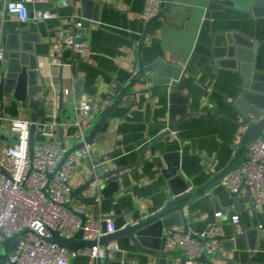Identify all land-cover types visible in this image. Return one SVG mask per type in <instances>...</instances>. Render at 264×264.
Here are the masks:
<instances>
[{
	"label": "crops",
	"instance_id": "1",
	"mask_svg": "<svg viewBox=\"0 0 264 264\" xmlns=\"http://www.w3.org/2000/svg\"><path fill=\"white\" fill-rule=\"evenodd\" d=\"M161 1L164 9L166 0ZM262 1L256 14L250 6L244 10L213 5L205 19V27L200 31L194 28L189 31L179 28L170 30L160 20L150 25L151 21L143 17L145 0H29L32 17L43 11H50L54 17L49 21L27 24H21L15 16L7 14L4 3L0 1L1 29L16 30L30 24L38 26L41 39L39 44H35L38 71L48 84L51 96L55 89L58 99L63 85L65 91L74 90L76 97L77 82H82L83 94L79 101L89 104L93 111V122L88 119L83 121L85 132L122 97L93 144L98 161L112 152L119 167L141 165L129 171L121 180V191L115 194L116 201L110 215L116 217L114 220L119 230L126 227L129 215L140 211L142 216H147L161 211L178 197L175 193L182 189L185 182L190 189H199L233 160L243 130L224 119L235 117L226 106V97L232 100L238 94L246 82V75L264 73ZM64 2L68 5H63ZM81 17H85L88 24H84L78 32L91 54L74 55L70 50L58 53V35L63 31H73L75 20L79 21ZM224 31H236L252 38L256 49L253 52L237 50L234 58L223 66L213 65L210 62L211 34ZM214 55L216 61L222 60L226 49L215 48ZM61 58H65L63 70ZM140 59L145 66L164 59L159 65L160 80L173 82L175 77H182L184 71L187 70L188 74L178 81L179 90H174L156 88L158 74L145 73L123 95L139 72ZM169 66L173 67L170 72ZM61 76L64 84L60 81ZM42 97L38 95L39 99ZM66 98L69 100V97ZM36 107L40 110V105ZM4 112L6 120L29 117L26 109L9 100ZM186 113H191L193 117L179 121ZM209 113L212 116H208ZM217 114L218 117H215ZM174 125L177 126L176 133L162 137ZM3 126L2 142L13 144L16 137L8 133L7 121ZM77 129H65L67 148L74 145ZM58 139L61 140L60 129ZM144 151L146 155L141 161ZM84 166L85 163H82L73 168L72 188L83 182ZM212 198L219 199L221 209H228L215 222L208 216ZM241 198L245 208L238 213L230 193L221 183L209 190L186 210L190 232L200 235L218 223L224 236L235 237L221 246L225 258L239 264L250 261L264 264V236L259 229L260 225L264 228V212L254 207L245 194ZM236 215L240 216L238 225L232 222ZM180 228L184 230V227ZM168 233L166 231L163 236V249ZM116 242L120 246L117 260L129 259L134 264H149L153 260L147 253L139 251L127 237ZM154 243V240L148 241L149 245ZM172 259L174 264H182L181 259ZM215 263L226 264L218 260ZM71 264L95 263L88 256H80Z\"/></svg>",
	"mask_w": 264,
	"mask_h": 264
},
{
	"label": "water",
	"instance_id": "2",
	"mask_svg": "<svg viewBox=\"0 0 264 264\" xmlns=\"http://www.w3.org/2000/svg\"><path fill=\"white\" fill-rule=\"evenodd\" d=\"M262 2V0H166L164 9L161 10L156 18L151 20L150 25L154 21L160 20L164 22L170 30L179 28L189 31L194 28L200 31V29L205 27V19H207L210 7L213 5L237 7L244 10H248L250 6L253 13L256 14ZM82 23L83 29L84 24H88L85 17ZM211 36L213 40L210 62L219 67L223 66L226 61L232 60L237 50L239 52L242 50L253 52V50L256 49L255 41L240 32H212ZM40 40L38 26L36 24H30L28 27H20L16 30L0 28V51H2V59L0 60V101L2 103V111L4 114L8 100L26 109L28 116L34 123L31 128L30 137L31 159L34 158V146L36 144L38 128L36 123L55 121L62 125L67 121L76 119L74 105L64 95L63 85L58 97L57 115L56 117H50L48 115L47 104L51 92L48 84L44 82L38 71V55L35 50V44H39ZM80 40V42L83 41L81 38ZM215 48L226 49V55L222 60H215ZM60 60L63 65V70L65 58H61ZM162 61H164V59H158L145 66L142 59H140L139 72L130 85L123 91V95L128 93L132 89V84L145 73L158 74L159 79L156 82V88L168 87L179 90L178 81L180 79L182 80V78L188 74V71H184L182 77H175V81L173 82L169 79L160 80L159 65L162 64ZM172 68L171 66L168 67L169 72L173 70ZM245 79L246 82L244 86L232 100L226 97V106L234 113L235 117H224V119L231 121L243 130L240 143L237 146L233 160L208 184L199 189H190V186L185 182L182 189L175 193L178 197L170 201L161 211L147 216H142L140 211L129 215L125 228L119 230L115 234L105 236L99 241H85L83 239L84 234L82 230L72 239H66L60 236V233L57 231H53L52 237L45 241L62 248L79 252V250L89 249L98 244L107 246L123 237H127L132 240L139 251L153 257V260L149 264H172L174 261L172 258L181 259L182 264H184L186 257L183 255L182 251L174 250L168 252L163 249L162 244L165 232L173 228L184 227L185 233L189 234L190 226L189 215H186L187 208L199 198L205 196L209 190L219 185L232 172L240 169L243 164L248 161L247 153L250 145L257 139H264V73L253 72L250 75H246ZM60 81L64 84L62 76L60 77ZM76 93V98L79 100L81 94H83L81 81L77 82ZM38 95H43V97L39 99ZM119 100H122V97H119L118 101L112 104L101 116H99V119L86 132L84 141H75L74 145L70 148H67L65 143V129H60V142L63 145L62 147L67 149V152L64 161L61 162L62 164L59 165L53 174L49 175V181H53V178L60 171L62 165L70 155L86 147V144H94L97 134L110 117L112 110L119 104ZM38 105H40V110L36 107ZM194 116H198V114ZM208 116H212V113H209ZM214 116L218 117V114ZM192 117L193 115L191 113H186L179 121L184 122L186 119ZM176 131L177 126L174 125L173 128L168 129L162 137L170 133H176ZM145 155L146 151L141 154V161L145 158ZM96 164V167H93L91 164H85L84 167L86 172L82 173L83 182L78 187L72 188L71 196L74 200L80 202V204L90 207L95 219H98L104 214L105 217L114 220L116 217L110 215V213L116 201L115 194L121 191V180L129 174L130 170L138 169L141 165L140 163H136L134 166L119 167L114 160L112 152L104 155L99 161L96 160ZM112 166H114V168ZM230 196L236 212L240 213L242 209L245 208L244 200L238 194L230 193ZM99 199H102L101 204L98 202ZM211 203L212 209L208 212V216L215 222V215L222 207L217 198H212ZM227 210L228 209H221L222 212ZM82 221L84 226L87 219L82 217ZM28 231L29 230L26 229L6 239L2 243L0 264H7L8 258L17 249ZM191 234L194 239L199 240L203 245L211 241L210 239H201L199 235ZM234 239L235 237L226 236L216 238L221 246L227 241ZM149 240H154L155 243L153 246L148 244ZM215 260L223 261L226 264H239L235 260L225 258L222 252H219L216 258L204 253L199 259L202 264H216ZM106 264L134 263L129 259H108ZM247 264L255 263L250 261Z\"/></svg>",
	"mask_w": 264,
	"mask_h": 264
},
{
	"label": "built area",
	"instance_id": "3",
	"mask_svg": "<svg viewBox=\"0 0 264 264\" xmlns=\"http://www.w3.org/2000/svg\"><path fill=\"white\" fill-rule=\"evenodd\" d=\"M4 3L6 13L13 15L21 24L49 21L54 15L50 11L38 12L32 17L28 7L29 0H0ZM143 17L147 21L156 18L162 10L161 0H145ZM63 5H68L64 2ZM83 17L74 22L73 31H63L58 35L56 48L58 53L70 50L74 55H88L91 51L80 42L79 30L82 28ZM2 56L0 54V60ZM61 66L62 63H60ZM65 65V64H64ZM134 72V71H133ZM53 86L54 83L51 82ZM51 96L47 104L50 117H56L58 109L57 92ZM76 112V119L65 124L52 122L36 123L37 134L34 146V158L30 156L31 128L34 124L30 117L5 118L0 101V250L2 243L29 230L23 237L17 249L8 258L7 264H71L80 256H88L95 264H106L108 259L115 260L120 250L118 243L112 242L107 246L96 245L89 249L72 251L58 245L47 243L45 240L52 237L57 231L60 236L72 239L83 231V239L95 242L103 237L119 231L115 220L101 215L94 218L92 210L82 206L72 198V170L85 163L96 167L94 145L86 144L83 149L70 155L53 181L49 175L53 174L64 161L67 149L62 147L58 139V130L76 127V141H84L86 129L83 121L93 122L92 108L89 104L81 103L75 96L74 90H64ZM8 123V133L14 135L13 144L2 142L4 122ZM248 161L232 172L222 182L221 186L231 194L240 197L245 194L254 207L264 212V139L255 140L247 153ZM101 200L98 202L101 204ZM224 212L216 213V220L222 218ZM188 215V214H186ZM82 217L87 219L83 226ZM234 225L240 223V216L232 218ZM264 236L263 226H259ZM223 235L218 223L199 235L201 239L211 241L203 245L192 237L191 232L186 234L181 228L169 231L164 244L165 251L180 250L186 257L184 264H202L199 259L204 254L216 258L222 247L216 240Z\"/></svg>",
	"mask_w": 264,
	"mask_h": 264
},
{
	"label": "rangeland",
	"instance_id": "4",
	"mask_svg": "<svg viewBox=\"0 0 264 264\" xmlns=\"http://www.w3.org/2000/svg\"><path fill=\"white\" fill-rule=\"evenodd\" d=\"M0 252H1V250H0Z\"/></svg>",
	"mask_w": 264,
	"mask_h": 264
}]
</instances>
